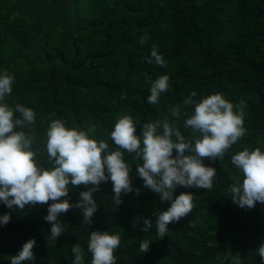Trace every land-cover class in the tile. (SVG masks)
Listing matches in <instances>:
<instances>
[{
	"label": "trees",
	"instance_id": "1",
	"mask_svg": "<svg viewBox=\"0 0 264 264\" xmlns=\"http://www.w3.org/2000/svg\"><path fill=\"white\" fill-rule=\"evenodd\" d=\"M154 46L166 67L147 63ZM5 71L14 77L5 102L36 113L34 147L46 168L49 118L63 119L66 127L106 140L115 150L109 136L123 115L140 121L134 125L137 136L142 137L143 123L167 117L188 137L187 117L173 120L169 108L179 104L191 115L193 107L183 109V101L192 92L197 101L220 93L247 106L246 135L222 160H203L216 170L213 189L174 191L173 199L192 193L194 208L168 224L164 237L156 235L154 213L167 211L171 202L144 188L133 164L130 179L139 195L122 194L115 206L111 181L101 183L93 193L97 211L91 223H84L80 209L60 214L65 230L55 242L48 240L52 224L45 220L52 201L23 210L0 202V216L10 213V222L0 225V264H10L29 239L36 241L34 259L22 264H73L77 243L84 264H91L87 245L93 231L120 234L117 264H232L236 254L240 264H261L256 250L264 243V204L241 209L229 189L235 177L243 178L231 156L245 148L264 151V0H0V75ZM162 75L169 76L168 90L159 103L149 104L151 84ZM125 160L132 163L127 152ZM68 187V196L57 202L67 199L74 205L92 186ZM145 219L153 223L147 232ZM145 239L152 243L141 253L139 243Z\"/></svg>",
	"mask_w": 264,
	"mask_h": 264
},
{
	"label": "clouds",
	"instance_id": "2",
	"mask_svg": "<svg viewBox=\"0 0 264 264\" xmlns=\"http://www.w3.org/2000/svg\"><path fill=\"white\" fill-rule=\"evenodd\" d=\"M150 55L152 59H148L147 63L155 62L161 68L166 67V60L158 54L155 46ZM168 81L169 76L162 75L151 84L147 98L149 104L159 103L161 94L168 90ZM13 83L14 77L7 71L0 75V202L8 209L15 206L23 210L25 205L52 201L45 217L52 224L48 237L52 242L65 230L57 217L72 208L82 210L84 223H91L97 211L93 193L100 190L101 183L111 181L115 206L122 203V194L134 192L139 195L140 189H133L130 179L133 164L136 176L143 181V187L159 194L160 201L171 202L167 211L154 213L157 216L156 235L164 237L168 224L178 223L194 208L192 193L181 192L173 199L174 191L178 187L211 191L216 170L206 167L203 160H222L231 146L246 135L244 116L247 105L244 100L233 104L222 94L216 93L197 101V93L192 92L183 101V109L193 107L191 115L182 111L179 104L169 108L173 120H179L182 114L187 117L183 127L191 130L188 137L182 135L176 124L170 123L167 117L143 123L142 137L137 136L134 125L140 121L123 115L117 119L110 133L109 138L116 146L115 150H110L106 140L89 138L86 131L66 127L65 120L49 118L43 149L49 165L46 168L38 160L40 149L34 147L38 144L33 131L36 113L23 105L9 106L5 102L12 93ZM125 152L131 156L132 163L126 162ZM231 163L243 176L242 180L239 176L235 177L230 185L232 202L246 210L254 208L256 203L264 204V151L260 147L251 151L245 148L231 156ZM70 184L73 187H92L81 192L74 205L67 199L57 202L68 196ZM9 222L10 213L0 216V225ZM143 223L145 227L142 230L145 232L153 226L148 219ZM192 226L193 222L189 221V227ZM151 243V239L140 241L139 251L147 253ZM35 244V239H29L17 255L10 257V264L33 260ZM120 245L119 233L91 232L87 245L91 264H117L115 252ZM72 252L75 257L73 264H84V250L79 243L73 246ZM227 254L231 256L232 253L229 251ZM256 254L264 264V243H261ZM232 264H240L239 254L232 257Z\"/></svg>",
	"mask_w": 264,
	"mask_h": 264
}]
</instances>
